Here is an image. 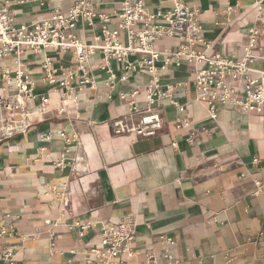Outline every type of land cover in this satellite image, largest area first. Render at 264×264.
<instances>
[{"label":"crops","instance_id":"0c3cea01","mask_svg":"<svg viewBox=\"0 0 264 264\" xmlns=\"http://www.w3.org/2000/svg\"><path fill=\"white\" fill-rule=\"evenodd\" d=\"M123 1L90 0L97 14L109 15L110 29L117 28ZM181 1L197 10L194 49L206 56L239 57L249 27L260 24L255 5L262 0ZM0 2L19 27L54 10L66 13L74 0ZM144 2L149 12L172 7L168 0ZM261 11L264 20V6ZM72 32L86 44L102 45L97 16L91 24L78 21ZM119 36L126 44L125 34ZM259 40L254 53L264 55V35ZM177 44V38L163 37L154 45L161 51ZM102 58L99 49L89 58L94 86L79 87L74 77L73 91H65L48 83L43 66L49 62L61 80L62 72L77 67L72 48L23 52L20 69L32 83V98L15 88L14 55L0 58V73L11 71L5 91L0 77V97L9 98L5 104L14 107L12 119L21 126L0 135V229L8 232L0 237V254L8 245L16 264H94L91 249L99 244L101 226L131 219L134 239L119 264H167L166 253L201 264H264V111L244 114L225 104L210 118L194 100V68L201 64L176 65L160 54L152 75L137 64L139 55L130 54L134 69L110 60L111 85ZM251 66L260 69L262 61ZM153 78L160 91L173 88L171 98L155 101L162 132L112 136L107 121L125 113L131 101L144 107ZM179 83L188 91H180ZM170 99L185 109L176 110ZM1 106L0 128L6 130L13 126L11 112ZM189 135L195 137L188 141Z\"/></svg>","mask_w":264,"mask_h":264},{"label":"built area","instance_id":"2783aa9c","mask_svg":"<svg viewBox=\"0 0 264 264\" xmlns=\"http://www.w3.org/2000/svg\"><path fill=\"white\" fill-rule=\"evenodd\" d=\"M172 7L162 10L159 7L154 12H149L144 0H124L118 13L116 29H110L109 15L97 14L90 0H74L66 13L54 10L48 17L38 19L30 24H22L13 27V16L4 2H0V58L14 55L17 69L14 72L15 88L20 94L34 97L32 83L20 69V55L30 50L34 53L42 49L52 48L55 51L68 48L73 49L77 67L75 70L67 69L62 72L63 78L57 80L55 70L46 62L43 66L45 77L49 84L58 85L65 91H73L71 81L77 78V85L86 84L94 86L93 76L90 72L89 58L96 49L103 53L100 68L108 74V81L113 85L114 74L110 68V60L123 61L126 69H134L135 64L129 62L130 54L139 55V67H144L147 72L154 74V62L160 54L175 59L179 65L186 61L193 65L201 64L194 68L192 79L194 100L205 105L209 117L215 118L218 109L229 104L231 109H237L244 114L262 113L264 111V55L254 53L262 42L259 37L264 35V20L262 18L261 4L255 5L256 16L259 17V25H252L248 29L247 43L243 46L239 57H228L214 53L206 56L203 51L195 50L194 45L200 33V23L197 19V10L183 4L181 0H168ZM97 16L101 23L102 45L86 44L72 32L78 21L91 24ZM124 33L127 43L123 44L120 34ZM163 37H175L178 44L174 49L158 50L155 42ZM257 59L262 61L260 69L252 68V63ZM167 60V59H166ZM254 72L256 75H252ZM1 90L5 91L11 84V71L5 68L0 73ZM126 78V75L123 77ZM157 81L146 87V105L137 107L134 101L129 103L128 110L107 121L109 132L112 136L131 134L137 138L150 137L162 132L164 118L155 106V101L163 98H171L173 88L167 86L166 90L158 89ZM180 91L187 92L186 83L177 84ZM9 98L0 97V106ZM47 98H42V103ZM171 104L178 111L185 109V104H178L170 99ZM9 120L13 126L6 130L0 128L1 136H9L21 129L17 121L12 119L14 107H10ZM180 125L177 124L176 127ZM60 136L69 142L65 132ZM195 135H189L191 141ZM174 145V143H171ZM254 161L256 159H253ZM8 233L0 229V237ZM135 235V224L131 219H125L118 223H104L99 234V244L91 249L94 264H119V255L130 253V243ZM168 243H172L167 239ZM167 264H201L174 258L166 253ZM0 264H16L15 254L10 246L3 248L0 254Z\"/></svg>","mask_w":264,"mask_h":264},{"label":"bare ground","instance_id":"6f19581e","mask_svg":"<svg viewBox=\"0 0 264 264\" xmlns=\"http://www.w3.org/2000/svg\"><path fill=\"white\" fill-rule=\"evenodd\" d=\"M1 109H2V110H7V109H10V108H9V106H7L6 104H4V105L1 106ZM3 121H4V119H0V122H3ZM1 128L3 129V127H1ZM9 128H10V127H9Z\"/></svg>","mask_w":264,"mask_h":264}]
</instances>
